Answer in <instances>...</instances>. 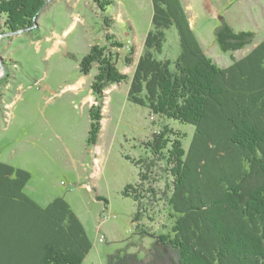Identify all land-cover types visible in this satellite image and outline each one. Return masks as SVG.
I'll return each instance as SVG.
<instances>
[{"label":"rangeland","instance_id":"rangeland-1","mask_svg":"<svg viewBox=\"0 0 264 264\" xmlns=\"http://www.w3.org/2000/svg\"><path fill=\"white\" fill-rule=\"evenodd\" d=\"M98 1L112 5L44 0L32 26L0 35V161L31 173L26 193L40 205L58 197L70 204L93 244L85 264H108L117 254L147 261L157 238L170 234L174 222L168 204L173 177L148 144L156 135L174 132L168 138H179L187 151L195 128L130 103V81L108 86L101 99L95 94L99 65L81 74L84 57L102 49L131 78L153 18L152 0ZM181 1L208 58L220 68L264 40V0ZM5 20L0 18L1 29ZM224 24L257 38L224 53L216 41ZM167 37L160 58L175 61L180 54L176 29ZM97 107L99 131L91 145V111ZM128 185L137 189L139 202L123 195ZM139 203L142 215L135 221ZM104 215L112 218L102 224ZM168 255L177 260L176 252Z\"/></svg>","mask_w":264,"mask_h":264},{"label":"trees","instance_id":"trees-1","mask_svg":"<svg viewBox=\"0 0 264 264\" xmlns=\"http://www.w3.org/2000/svg\"><path fill=\"white\" fill-rule=\"evenodd\" d=\"M97 2L103 9L112 5ZM151 3L152 29L131 78L120 73L113 54L103 56L98 48L81 61L80 73L87 75L98 64L92 89L100 99L108 86L130 81V103L191 125L195 133L187 151L179 138H168L174 132L156 135L148 144L173 177L171 233L157 238L147 261L117 254L108 264H264V40L220 68L208 58L181 0ZM44 4L0 1V18L6 17L0 35L32 26ZM172 28L180 39L175 61L160 58ZM216 32L224 53L257 38L228 24ZM99 113V107L91 111V145ZM31 178L30 172L0 161V264H85L93 244L82 221L63 197L46 207L34 201L26 193ZM137 193L128 185L123 195L139 202ZM140 208L139 203L135 221ZM175 252L172 260L168 253Z\"/></svg>","mask_w":264,"mask_h":264},{"label":"built area","instance_id":"built-area-1","mask_svg":"<svg viewBox=\"0 0 264 264\" xmlns=\"http://www.w3.org/2000/svg\"><path fill=\"white\" fill-rule=\"evenodd\" d=\"M112 218L111 215H104L102 218H101V223H105L107 221H109L110 219ZM102 241V240H101Z\"/></svg>","mask_w":264,"mask_h":264},{"label":"crops","instance_id":"crops-1","mask_svg":"<svg viewBox=\"0 0 264 264\" xmlns=\"http://www.w3.org/2000/svg\"><path fill=\"white\" fill-rule=\"evenodd\" d=\"M33 200H34V199H33ZM34 201H35V200H34ZM36 202H37V201H36ZM37 203H38V202H37ZM38 204H39V203H38ZM49 204H50V203H49ZM49 204H48V205H49ZM39 205H40V204H39ZM48 205H46V206H48ZM41 206H42V205H41ZM46 206H42V207H46Z\"/></svg>","mask_w":264,"mask_h":264},{"label":"water","instance_id":"water-1","mask_svg":"<svg viewBox=\"0 0 264 264\" xmlns=\"http://www.w3.org/2000/svg\"><path fill=\"white\" fill-rule=\"evenodd\" d=\"M19 33V32H18ZM14 34V33H13ZM17 34V33H16Z\"/></svg>","mask_w":264,"mask_h":264}]
</instances>
